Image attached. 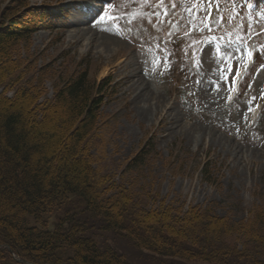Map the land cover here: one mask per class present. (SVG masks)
I'll return each mask as SVG.
<instances>
[{
  "label": "rangeland",
  "instance_id": "rangeland-1",
  "mask_svg": "<svg viewBox=\"0 0 264 264\" xmlns=\"http://www.w3.org/2000/svg\"><path fill=\"white\" fill-rule=\"evenodd\" d=\"M29 1L50 12L20 55L52 76L47 97L54 80L74 71L86 69L96 84L110 77L87 146L96 169L149 208L209 206L233 221L264 210V0H254L251 12L241 0ZM249 47L256 63L228 104ZM257 103L259 125L251 119ZM10 204L0 201L15 217ZM89 235L132 264H190L142 251L112 231Z\"/></svg>",
  "mask_w": 264,
  "mask_h": 264
},
{
  "label": "trees",
  "instance_id": "trees-1",
  "mask_svg": "<svg viewBox=\"0 0 264 264\" xmlns=\"http://www.w3.org/2000/svg\"><path fill=\"white\" fill-rule=\"evenodd\" d=\"M48 14L29 0L0 4V201H11L15 212L7 217L0 206V264H132L98 245L89 235L96 228L161 258L264 264V210L233 221L209 206L183 210L170 201L149 208L93 166L87 146L100 127L110 77L96 84L86 69L74 71L54 80L46 96L52 76L34 69L20 49L28 53Z\"/></svg>",
  "mask_w": 264,
  "mask_h": 264
},
{
  "label": "snow or ice",
  "instance_id": "snow-or-ice-1",
  "mask_svg": "<svg viewBox=\"0 0 264 264\" xmlns=\"http://www.w3.org/2000/svg\"><path fill=\"white\" fill-rule=\"evenodd\" d=\"M229 43H230V42H229ZM241 51H242V50H241ZM225 53H226V55H227L228 57H231V55H232V53H228V52H227V49H225ZM248 55H249L250 57H253V58H254V56H253V54H252L251 52H249ZM261 67L264 68V65H261ZM228 70L231 71V68L229 67ZM232 79H233V83L235 84L236 81L239 79V74H238L236 77H233Z\"/></svg>",
  "mask_w": 264,
  "mask_h": 264
},
{
  "label": "water",
  "instance_id": "water-1",
  "mask_svg": "<svg viewBox=\"0 0 264 264\" xmlns=\"http://www.w3.org/2000/svg\"><path fill=\"white\" fill-rule=\"evenodd\" d=\"M18 261H22V262H25V263H27L25 260H18Z\"/></svg>",
  "mask_w": 264,
  "mask_h": 264
},
{
  "label": "bare ground",
  "instance_id": "bare-ground-1",
  "mask_svg": "<svg viewBox=\"0 0 264 264\" xmlns=\"http://www.w3.org/2000/svg\"><path fill=\"white\" fill-rule=\"evenodd\" d=\"M89 9H90V8H89ZM242 71H243V68L240 69V72H242Z\"/></svg>",
  "mask_w": 264,
  "mask_h": 264
}]
</instances>
